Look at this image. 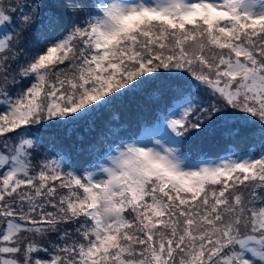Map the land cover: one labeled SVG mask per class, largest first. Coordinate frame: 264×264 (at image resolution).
I'll list each match as a JSON object with an SVG mask.
<instances>
[{
  "label": "snow or ice",
  "instance_id": "snow-or-ice-1",
  "mask_svg": "<svg viewBox=\"0 0 264 264\" xmlns=\"http://www.w3.org/2000/svg\"><path fill=\"white\" fill-rule=\"evenodd\" d=\"M0 264H264V0H0Z\"/></svg>",
  "mask_w": 264,
  "mask_h": 264
},
{
  "label": "trees",
  "instance_id": "trees-1",
  "mask_svg": "<svg viewBox=\"0 0 264 264\" xmlns=\"http://www.w3.org/2000/svg\"><path fill=\"white\" fill-rule=\"evenodd\" d=\"M46 2H53V0H46ZM120 114L122 116V122L128 121L129 119H133L135 115V102H132L131 107H128L127 104L124 108L120 109ZM107 116L105 115V119ZM127 126V124H125ZM82 135L87 138L88 134L84 131L83 128L79 130ZM46 136H56L58 139L63 140L64 146L69 150L72 155L66 157V164H74L76 161L74 160V156L76 154L77 149L80 147L79 141H77L75 134L71 137V139L66 138L65 131L61 129H50L45 132ZM204 151H206L210 156L215 157L217 155L223 154V142H206L203 145Z\"/></svg>",
  "mask_w": 264,
  "mask_h": 264
}]
</instances>
